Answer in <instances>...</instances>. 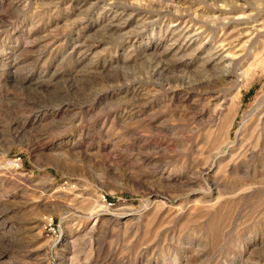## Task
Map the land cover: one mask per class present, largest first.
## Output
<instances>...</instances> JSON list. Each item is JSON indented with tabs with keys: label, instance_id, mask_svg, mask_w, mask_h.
<instances>
[{
	"label": "rangeland",
	"instance_id": "1",
	"mask_svg": "<svg viewBox=\"0 0 264 264\" xmlns=\"http://www.w3.org/2000/svg\"><path fill=\"white\" fill-rule=\"evenodd\" d=\"M0 264H264V0H0Z\"/></svg>",
	"mask_w": 264,
	"mask_h": 264
},
{
	"label": "bare ground",
	"instance_id": "2",
	"mask_svg": "<svg viewBox=\"0 0 264 264\" xmlns=\"http://www.w3.org/2000/svg\"><path fill=\"white\" fill-rule=\"evenodd\" d=\"M236 23V22H235ZM228 48V47H227ZM216 52V51H215ZM224 53H226V52H224ZM228 53V52H227ZM230 53V52H229ZM220 57H222V59H223V61L224 62H226V64H228V63H230L232 60V58H229V54H224V55H222L221 56V54H220Z\"/></svg>",
	"mask_w": 264,
	"mask_h": 264
},
{
	"label": "built area",
	"instance_id": "3",
	"mask_svg": "<svg viewBox=\"0 0 264 264\" xmlns=\"http://www.w3.org/2000/svg\"><path fill=\"white\" fill-rule=\"evenodd\" d=\"M11 163L13 164V167L14 166L18 167L19 163H20V159L18 157H14V158H12Z\"/></svg>",
	"mask_w": 264,
	"mask_h": 264
}]
</instances>
